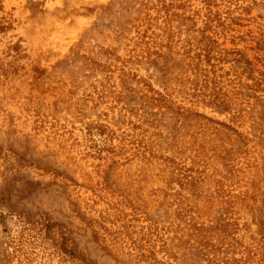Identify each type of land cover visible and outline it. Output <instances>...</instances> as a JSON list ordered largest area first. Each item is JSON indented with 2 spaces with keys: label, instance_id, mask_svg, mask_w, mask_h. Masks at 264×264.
<instances>
[{
  "label": "rangeland",
  "instance_id": "374dc122",
  "mask_svg": "<svg viewBox=\"0 0 264 264\" xmlns=\"http://www.w3.org/2000/svg\"><path fill=\"white\" fill-rule=\"evenodd\" d=\"M0 264H264V0H0Z\"/></svg>",
  "mask_w": 264,
  "mask_h": 264
}]
</instances>
